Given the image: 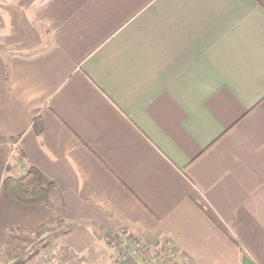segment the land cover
<instances>
[{
    "label": "crops",
    "instance_id": "1",
    "mask_svg": "<svg viewBox=\"0 0 264 264\" xmlns=\"http://www.w3.org/2000/svg\"><path fill=\"white\" fill-rule=\"evenodd\" d=\"M31 167L54 190L25 208ZM43 233L50 264L123 233L264 264V0H0V255Z\"/></svg>",
    "mask_w": 264,
    "mask_h": 264
},
{
    "label": "rangeland",
    "instance_id": "2",
    "mask_svg": "<svg viewBox=\"0 0 264 264\" xmlns=\"http://www.w3.org/2000/svg\"><path fill=\"white\" fill-rule=\"evenodd\" d=\"M120 238H116L115 235H109L106 236V244L107 249L112 253L114 257V261L111 264H147V260L144 258V256L133 254L132 251L135 248L136 243H141L139 240H131L126 239V235H124ZM122 238V239H121ZM26 239L29 240L28 244H33V246L28 247V245H24L20 247V251L10 254L9 256L3 257V255H0V264H50L52 259L50 257H46L47 255H41L38 253L40 249L45 246L47 243H52L51 246V254H56L57 251H59V248L57 244H60L59 239L57 238H49L44 235L39 240V237L36 235H28L26 236ZM29 249V250H28ZM3 259H2V257ZM46 257V258H45ZM93 257V256H91ZM51 259V260H50ZM74 264V263H71ZM75 264H82V263H75ZM83 264H92V262H86Z\"/></svg>",
    "mask_w": 264,
    "mask_h": 264
},
{
    "label": "trees",
    "instance_id": "3",
    "mask_svg": "<svg viewBox=\"0 0 264 264\" xmlns=\"http://www.w3.org/2000/svg\"><path fill=\"white\" fill-rule=\"evenodd\" d=\"M34 130L40 134L42 121L40 116L34 119ZM3 189L7 198L13 203L25 207L44 205L54 190L53 184H45L41 172L31 167L21 176L7 175L3 181Z\"/></svg>",
    "mask_w": 264,
    "mask_h": 264
},
{
    "label": "built area",
    "instance_id": "4",
    "mask_svg": "<svg viewBox=\"0 0 264 264\" xmlns=\"http://www.w3.org/2000/svg\"><path fill=\"white\" fill-rule=\"evenodd\" d=\"M132 253L144 256L147 264H194L187 258H179L175 247L169 241L161 246L138 242Z\"/></svg>",
    "mask_w": 264,
    "mask_h": 264
}]
</instances>
